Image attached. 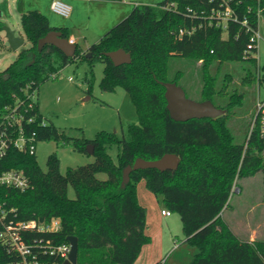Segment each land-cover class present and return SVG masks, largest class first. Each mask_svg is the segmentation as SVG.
Segmentation results:
<instances>
[{"label":"trees","instance_id":"1","mask_svg":"<svg viewBox=\"0 0 264 264\" xmlns=\"http://www.w3.org/2000/svg\"><path fill=\"white\" fill-rule=\"evenodd\" d=\"M229 3L235 18L226 30L210 19L212 10L223 8L221 0L136 4L87 51L77 45L74 56H67L53 44L40 51L39 40L50 31L60 30L69 39L70 32L66 27L51 25L48 16L38 10L22 13V28L31 45L22 48L16 60L0 71V128L7 114L18 111L25 114L26 134L36 132L37 144L46 140L71 143L84 153H89L87 146L93 144L95 160L69 167L63 173L61 159L53 152L47 170H43L36 153L10 145L0 158V173L23 170L30 184L26 189L0 184V264H62L65 258L51 250L69 244V236L78 238V264H135L143 246L152 239L146 233V208L137 197V184L142 179L153 193L163 196L171 212L181 215L186 241L198 248L191 264H264V240L244 241L222 216L236 177L264 170V139L257 129L252 130L254 118L244 142H237L227 114L243 102L241 87L234 78H240L243 84L256 76L262 80L254 55L258 49L249 46L252 30L259 27V15L264 14V0ZM5 24L0 20V30ZM182 29L190 33L180 35ZM119 48L131 53L130 64L116 66L106 55ZM175 56L189 58L195 64L203 59L201 101L212 100L226 114L188 121L171 118L163 82L180 85L185 74L179 70L174 79H169L170 60ZM81 59L91 66L96 60L104 63L100 81L103 91L123 86L130 94L137 122L129 124L121 138L106 131L94 139L75 138L49 123L40 111L41 85ZM239 61H250L255 73L233 65ZM29 118L33 121L28 122ZM113 149L117 151L116 160ZM166 153L180 157L178 170H133L130 181L123 184L124 169L137 158L155 160ZM100 173H106L107 180L100 179ZM70 186L75 190L74 198L69 196ZM54 218L60 219V229H39ZM32 221L38 227L20 229L21 238L33 251L24 258L1 233L8 225Z\"/></svg>","mask_w":264,"mask_h":264},{"label":"rangeland","instance_id":"2","mask_svg":"<svg viewBox=\"0 0 264 264\" xmlns=\"http://www.w3.org/2000/svg\"><path fill=\"white\" fill-rule=\"evenodd\" d=\"M6 1L12 4L11 24H16L15 29L19 33L23 25L21 24V11L19 10V1L21 0H1L0 4ZM141 1L157 4L163 0ZM30 2L32 1L24 0V4ZM43 12L52 21L57 19L61 23L73 18V16L65 18L52 13V11ZM260 14L259 30L262 39L258 41L257 58L260 65L258 74L261 75L262 80L256 76L250 83L243 84L240 78L233 79L238 87H241L239 91L243 93V102L235 107L233 113H227L230 118L228 120L229 126L237 142H244L252 118H254L258 97L264 98V14ZM79 17L78 19H87L85 12L80 14ZM0 32L2 34L5 31L0 30ZM223 36L226 37V34L224 33ZM80 48H82V45ZM17 56L18 54L6 42V45L0 49V58H6L2 62L0 61V70H4L11 62L16 60ZM88 62L81 59L70 63L60 71L57 78L49 79L41 85L38 92L40 111L49 123H53L72 137L94 139L100 132L106 131L121 138L127 134L129 124L137 122L136 106L123 86H118L113 91H103L100 87V81L104 75V63L101 60H96L94 65L91 66ZM170 64L169 79H174L179 70L184 71L185 74L180 80V85L185 89L189 98L201 101L203 84L201 67L203 66V59L195 64L189 58L175 56L171 58ZM233 65L240 66L245 71L250 69L255 73V68L250 61L233 62ZM233 72L235 76H239L238 72ZM71 78L74 79L71 80ZM37 147V159L43 170H47V160L53 152H57L61 159V171L63 173H66L69 167L90 164L95 160L93 154L78 151L71 143L62 145L54 140H46L40 141ZM111 154L116 160V149H113ZM98 177L107 180L108 175L100 173ZM137 185L138 200L147 211L146 233L153 232L157 228L160 229L156 233L159 238L154 237L156 238L154 243L150 241L147 243L148 246L145 244L144 255L147 254L150 261H159V264H191L198 248L186 241L181 215L172 211L171 220H164L162 209H168V207L163 200V196L153 193L147 187L145 179L139 181ZM69 196L71 198L76 197L72 186L69 187ZM227 205L222 212L227 224L229 223L241 237L245 238L251 226H257L256 223L259 221L261 223L259 228L260 238L264 240V170L243 178L237 176ZM168 222L173 234L170 240L167 237L169 234L168 229H170L168 228ZM161 227H163L165 233L163 234L164 237L160 234ZM176 237L178 238L177 241L174 240ZM142 262L147 264L144 260Z\"/></svg>","mask_w":264,"mask_h":264},{"label":"built area","instance_id":"3","mask_svg":"<svg viewBox=\"0 0 264 264\" xmlns=\"http://www.w3.org/2000/svg\"><path fill=\"white\" fill-rule=\"evenodd\" d=\"M223 8L214 9L211 12L210 19L211 22L215 23L217 26L222 27L223 29L228 28L229 21L232 18H235V11L230 5V0H221ZM173 4L169 6L171 8ZM72 6L66 0H52L51 10L62 17H70L72 13ZM186 32L185 29L180 30V35H184ZM262 39L261 32L259 27L252 30L251 35V46L250 49L256 47L258 49V41ZM71 42H74L71 40ZM259 50V49H258ZM255 56L257 57V52ZM261 77V75H260ZM74 78H71V80ZM18 111H12L5 117L4 126L0 128V158H3L9 147L15 146V148L20 151H29L31 154L36 153L37 142L35 141L36 132H33L32 135L28 136L23 125V120L26 118L23 113H16ZM28 122H32L33 118H29ZM42 125H46V121L42 120ZM17 125V126H16ZM11 128V131H9ZM257 129L259 136L264 139V98L258 97L256 102V110L254 114V120L252 124V130ZM0 184L15 187L19 189H26L29 187V178L23 170L11 169L0 173ZM162 214L165 216L172 215V212L169 209H162ZM38 227L37 223L32 221L28 223H19L17 226L8 225L6 230L1 233V237L5 242L11 245V248L18 251L24 258L30 255L33 251L32 248L26 244L25 241L21 238L20 229L22 228H35ZM61 221L59 218H54L48 224L39 225V229L46 231H55L60 229ZM71 250V245L63 244L51 250L52 253L58 252L65 259L68 258V255Z\"/></svg>","mask_w":264,"mask_h":264},{"label":"crops","instance_id":"4","mask_svg":"<svg viewBox=\"0 0 264 264\" xmlns=\"http://www.w3.org/2000/svg\"><path fill=\"white\" fill-rule=\"evenodd\" d=\"M1 1V0H0ZM32 2L28 4H24V0L19 1V10L22 13L24 11L28 10H38L42 13L43 11H49L51 12V3L52 0H31ZM71 6H72V19H67L64 22H59L57 19L49 18L51 25L55 27H66L68 28L70 32V40H73L74 43L81 46L83 51H87L91 45H94V43L98 42L112 27H114L116 24L121 22L124 18H126L131 11L133 10V7L136 4L144 3L141 0H121V1H108V0H66ZM150 3V2H146ZM153 4V3H150ZM12 4L8 1L0 4V20H2L4 23L9 25L12 29L16 31V34L21 36L24 39L23 45L17 49L14 50L16 54H19L22 48H27L29 45H31V42L27 39L23 28L21 26V29L19 30V33L15 29L16 24H11V18H12ZM85 12L87 19H78L80 14H83ZM52 13H54L52 11ZM55 14V13H54ZM68 18V17H67ZM80 18V17H79ZM5 33V32H4ZM0 32V46L4 47L6 45V36L5 34ZM81 43V44H80ZM0 47V49H1ZM6 58H0V61H4ZM1 71V70H0ZM172 215L165 216L162 214V218L165 220H171ZM170 222V221H169ZM168 222V228H170V223ZM258 221L256 224L257 226L250 228L248 231L247 236L241 237L238 232L234 229L233 231L242 239L254 241V240H263L260 238L259 228L261 223ZM160 229H155L153 232H149L148 234L151 236V242L154 243V239L159 238L157 237L156 233ZM169 234L167 237L168 240L172 239V228L168 229ZM162 237H164L165 234L163 227H161ZM156 237V238H154ZM177 237L174 239L177 241ZM149 244H147L148 246ZM146 245L143 247L141 254L139 255L138 259L136 260L135 264H143L142 260H144L147 264H158L159 261L157 260H151L147 258L144 255ZM145 256V258H144ZM144 258V259H143ZM146 259V260H145ZM149 260V261H148ZM156 261V263H155Z\"/></svg>","mask_w":264,"mask_h":264},{"label":"water","instance_id":"5","mask_svg":"<svg viewBox=\"0 0 264 264\" xmlns=\"http://www.w3.org/2000/svg\"><path fill=\"white\" fill-rule=\"evenodd\" d=\"M5 31L6 40L10 47L14 50L19 49L24 39L16 34V31L9 25L5 24L3 29ZM47 44H53L58 49L63 51L67 56H74L77 50V44L71 42L67 37L63 36L60 30H52L47 35L42 37L38 43V49L41 51ZM106 55L114 62L116 66L123 64H130L132 62L131 53L123 48L107 52ZM91 56V53L88 54ZM166 91L165 98L167 100V109L171 118L176 121H188L190 119L198 118H217L226 114V110L215 106L212 100L196 101L187 96L185 89L176 81L163 82ZM87 150L90 154H94V145L89 144ZM181 159L175 153H166L162 157L155 160H146L144 158H137L133 165H128L124 169L123 184L130 181V173L137 169L157 168L160 171L178 170ZM71 245V250L68 258L62 264H78L79 242L76 236L68 237Z\"/></svg>","mask_w":264,"mask_h":264}]
</instances>
